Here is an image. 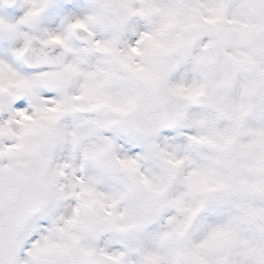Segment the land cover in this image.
Instances as JSON below:
<instances>
[{
    "label": "snow or ice",
    "instance_id": "6c2138e0",
    "mask_svg": "<svg viewBox=\"0 0 264 264\" xmlns=\"http://www.w3.org/2000/svg\"><path fill=\"white\" fill-rule=\"evenodd\" d=\"M56 3L0 0V264H264V0Z\"/></svg>",
    "mask_w": 264,
    "mask_h": 264
},
{
    "label": "bare ground",
    "instance_id": "6f19581e",
    "mask_svg": "<svg viewBox=\"0 0 264 264\" xmlns=\"http://www.w3.org/2000/svg\"><path fill=\"white\" fill-rule=\"evenodd\" d=\"M92 0H57L44 16L43 26L59 29L66 15L85 16L91 11ZM24 9L18 3L13 9H3L2 14L9 19L23 15Z\"/></svg>",
    "mask_w": 264,
    "mask_h": 264
},
{
    "label": "rangeland",
    "instance_id": "374dc122",
    "mask_svg": "<svg viewBox=\"0 0 264 264\" xmlns=\"http://www.w3.org/2000/svg\"><path fill=\"white\" fill-rule=\"evenodd\" d=\"M17 4H18V3H17ZM16 6H17V5H16ZM16 6H15V7H16ZM5 9H8V8H7V7H5ZM11 9H13V8H11Z\"/></svg>",
    "mask_w": 264,
    "mask_h": 264
}]
</instances>
